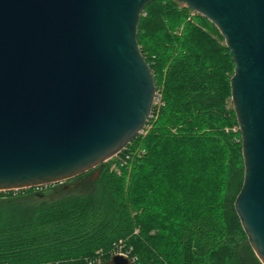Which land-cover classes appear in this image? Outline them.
I'll use <instances>...</instances> for the list:
<instances>
[{
    "label": "trees",
    "instance_id": "1",
    "mask_svg": "<svg viewBox=\"0 0 264 264\" xmlns=\"http://www.w3.org/2000/svg\"><path fill=\"white\" fill-rule=\"evenodd\" d=\"M180 4L153 1L140 16L160 98L116 160L96 178L0 191V264H89L118 250L136 264H261L234 210L233 63L215 26Z\"/></svg>",
    "mask_w": 264,
    "mask_h": 264
},
{
    "label": "water",
    "instance_id": "2",
    "mask_svg": "<svg viewBox=\"0 0 264 264\" xmlns=\"http://www.w3.org/2000/svg\"><path fill=\"white\" fill-rule=\"evenodd\" d=\"M153 1L0 0V191L63 183L140 133L156 88L137 27ZM174 1L211 22L229 51L243 162L234 210L264 264V0Z\"/></svg>",
    "mask_w": 264,
    "mask_h": 264
},
{
    "label": "built area",
    "instance_id": "3",
    "mask_svg": "<svg viewBox=\"0 0 264 264\" xmlns=\"http://www.w3.org/2000/svg\"><path fill=\"white\" fill-rule=\"evenodd\" d=\"M159 98H160V94L156 91L155 99H154V103H156L157 100H158V102H159ZM140 132H141V131H140ZM45 186H47V185H44V186H37V187H34V188L40 189V188L45 187ZM113 254H121V255L127 256V257L131 260L132 264H136V262H135V258H130V257L128 256V253H127V252H123V251H121V250H118V251H116V252L113 253ZM113 254H112V255H113ZM89 264H93V263H89Z\"/></svg>",
    "mask_w": 264,
    "mask_h": 264
},
{
    "label": "rangeland",
    "instance_id": "4",
    "mask_svg": "<svg viewBox=\"0 0 264 264\" xmlns=\"http://www.w3.org/2000/svg\"><path fill=\"white\" fill-rule=\"evenodd\" d=\"M180 5H181V4H180ZM158 93H159V91H158ZM156 103H157V105H158V100H157V102H156ZM147 129H148V127L145 129V132H146V130H147ZM145 132H144V133H145ZM111 160H113V162H114V161L116 160L115 156H114V157H112V159H111ZM106 162H108V160H107ZM113 162H112V165H111V168H112V169H114V168H115V166H114V164H115V163H113Z\"/></svg>",
    "mask_w": 264,
    "mask_h": 264
},
{
    "label": "flooded vegetation",
    "instance_id": "5",
    "mask_svg": "<svg viewBox=\"0 0 264 264\" xmlns=\"http://www.w3.org/2000/svg\"><path fill=\"white\" fill-rule=\"evenodd\" d=\"M98 167V166H97ZM97 167L95 169H92L94 172L96 171L97 172Z\"/></svg>",
    "mask_w": 264,
    "mask_h": 264
}]
</instances>
